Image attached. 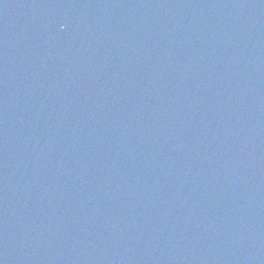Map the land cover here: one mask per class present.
I'll return each instance as SVG.
<instances>
[{"label":"water","instance_id":"95a60500","mask_svg":"<svg viewBox=\"0 0 264 264\" xmlns=\"http://www.w3.org/2000/svg\"><path fill=\"white\" fill-rule=\"evenodd\" d=\"M0 264H264V0H0Z\"/></svg>","mask_w":264,"mask_h":264}]
</instances>
